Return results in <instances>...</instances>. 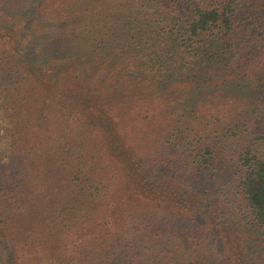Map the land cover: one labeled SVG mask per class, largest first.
I'll return each instance as SVG.
<instances>
[{"label":"trees","instance_id":"1","mask_svg":"<svg viewBox=\"0 0 264 264\" xmlns=\"http://www.w3.org/2000/svg\"><path fill=\"white\" fill-rule=\"evenodd\" d=\"M0 27V94L22 87L3 107L20 142L0 158V264L230 262L207 220L224 154L250 221L233 264H264V0H0Z\"/></svg>","mask_w":264,"mask_h":264},{"label":"rangeland","instance_id":"2","mask_svg":"<svg viewBox=\"0 0 264 264\" xmlns=\"http://www.w3.org/2000/svg\"><path fill=\"white\" fill-rule=\"evenodd\" d=\"M10 9H15L14 7H11ZM11 14L7 13V19L8 21H11ZM12 23V22H11ZM3 27H0V55L2 54L1 52H6L11 55V51L9 49V42L7 40V34L6 32L2 31ZM245 41L249 40V35L246 33L244 34ZM214 67H209L207 68L208 71L213 72ZM219 69V68H218ZM22 87L20 85H11L7 88V91H2L0 94V158L5 157L7 154V147L10 144L13 143H19L20 140L15 134V129L9 125H6L5 121L7 120V115L10 114V110L4 109V103L7 102V100L10 99L12 96H16L19 94L20 89ZM5 101V102H4ZM8 111V112H6ZM143 128H136L132 132V135L130 136V139L136 141L137 138L141 136ZM143 141L146 143H152V137L149 136L148 139L146 137L142 136ZM154 140H157L156 137H154ZM146 147L147 145L144 144ZM136 152L140 154V145L136 147ZM151 152V151H150ZM152 154V152H151ZM227 159L225 158V154L218 158V161L215 162V172L214 174L210 173L213 178V186L218 185V188L216 187L217 190L213 191L211 195L213 196L212 198V204L215 207H212L213 209L217 210L216 218L209 217L207 220L210 222V225L212 223H216L217 225H213V234H216V239L219 241L221 239V228L223 232L225 233L226 239L231 240L232 245L229 248H225L220 252L222 256L229 257L230 262L226 259H222L220 257L219 261H217L218 264H233L234 263V258L236 262V257L240 256L243 252L241 251V242L243 239V235L245 233L246 227H248L247 224L250 223L248 221V217L246 216V209L245 207L242 206L241 204V199L237 195H235L233 188L230 186L229 182L232 179L231 173L229 171V168L226 165ZM192 181H195V177H191ZM205 183L209 182H204L201 183L204 185ZM239 197V198H238ZM214 216V215H212ZM244 217V219H242ZM205 221V217L203 219ZM214 221V222H213ZM136 220L134 217H127L126 218V231L128 235L131 238H134L135 241H137L141 246L142 243H148V236H151V238L154 240L155 244L158 246V249L162 251H166L167 245L165 240V234H155L152 232H147L145 233L141 227H138L136 225ZM28 231L25 232V239L24 243L35 247L37 245V236H36V228L33 226H29ZM220 230V232H219ZM220 234V236H219ZM215 236V235H214ZM229 237V238H228ZM216 242L211 240L209 243L210 245H215ZM170 247L173 249L174 245L172 242L169 241ZM236 246V250H239V253L235 250L232 253L233 247ZM240 246V247H238ZM225 252V254H224ZM243 258H244V254ZM216 263V264H217Z\"/></svg>","mask_w":264,"mask_h":264}]
</instances>
